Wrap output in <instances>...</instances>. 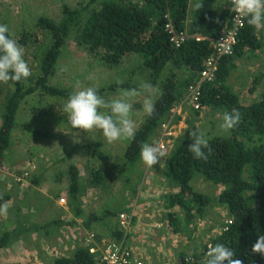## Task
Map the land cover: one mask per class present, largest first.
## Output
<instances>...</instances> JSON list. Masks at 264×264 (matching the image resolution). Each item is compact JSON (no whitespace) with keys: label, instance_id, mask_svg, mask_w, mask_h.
Returning a JSON list of instances; mask_svg holds the SVG:
<instances>
[{"label":"trees","instance_id":"obj_1","mask_svg":"<svg viewBox=\"0 0 264 264\" xmlns=\"http://www.w3.org/2000/svg\"><path fill=\"white\" fill-rule=\"evenodd\" d=\"M190 1L81 0L76 6L63 7V17L59 22L44 15L38 17L36 26L42 29L44 38L39 43L37 38L33 41L38 63L36 71L26 84L8 81L15 89L6 100L1 115L0 161L12 144V133L18 126L16 116L27 96L37 92L67 100L73 94L67 88L50 84V81L57 74L73 30L77 29L79 44L110 69L118 68L129 56L141 57L143 61L137 68L149 71L152 84L162 92L153 116L146 117L134 139L126 140L125 164L134 165L140 159L142 145L148 143L170 110L184 100L190 87L200 82L208 58L215 53L216 40L233 25L229 0H199L203 6L194 10L193 15L189 12ZM166 16L179 31L189 36L180 47L170 42L165 31ZM197 37L202 39L196 40ZM262 46L259 31L245 21L235 54L222 58L213 82L202 83L203 107L219 109L224 113L233 110L240 113L241 119L231 129V134L208 139V148L204 150L207 160H198L193 156L188 147L191 137L178 141L167 158V176L174 190L163 194L160 203L168 210L164 219L169 221L175 233L196 241L195 230L191 226L197 218H203L214 206L225 208L227 212L226 224L221 232L201 245L195 243L193 247L184 248L178 264H206L207 251L218 243L229 247L235 254L234 258L242 264H264V254L252 251L258 237L264 236V92L252 102L243 103L227 83L235 68V57L253 54ZM263 78L264 73L254 79L251 93L257 90ZM121 88L136 86L129 82H114L106 90ZM104 90L100 89L99 94ZM198 110L195 109L196 112ZM87 147L90 148L89 183L97 186L105 178L110 152L104 149L102 141L90 143ZM80 171L75 164L67 170L71 197L68 205L76 207L77 216L83 214ZM197 175L222 188L216 199L192 188L191 179ZM33 182L40 184L37 179ZM10 199V194H0V204H8ZM109 214L110 210L101 216L90 214L86 220L87 227L95 221L105 220ZM51 223H58V220ZM112 225V235L116 242H120L124 239V230L119 222L115 221ZM99 234H95L97 240L101 239ZM11 238L12 232L4 229L0 236V249L7 246ZM53 264L103 263L89 251V246H79L72 255L58 257Z\"/></svg>","mask_w":264,"mask_h":264},{"label":"rangeland","instance_id":"obj_2","mask_svg":"<svg viewBox=\"0 0 264 264\" xmlns=\"http://www.w3.org/2000/svg\"><path fill=\"white\" fill-rule=\"evenodd\" d=\"M80 1L0 0V23L7 24L14 38L24 47L25 59L33 74L38 66L33 41L37 38L39 43L44 38L42 29L36 26V20L44 15L59 22L63 17V7L76 6ZM191 1L189 12L193 15L198 0ZM259 34L263 40L262 48L253 54L235 57V68L227 82L243 103L252 102L264 92V78L258 83L257 90L250 92L254 79L264 73V31H259ZM142 61L139 56H129L118 68L110 69L100 64L79 44L78 31L75 29L50 84L67 88L72 93L96 86L99 90L105 89L101 93L105 99L118 95L119 90H106L114 82L135 85L141 93L134 98L133 105V118L138 130L146 119L141 111L143 99L150 92L155 94L157 90V86L152 84L150 72L137 68ZM14 89L10 83L0 82V124L5 102ZM65 101L36 92L27 96L18 110V126L13 130L12 144L0 161V194H9L8 188L11 190L13 186L17 187L10 194L7 214L0 216V221L3 219L0 222V236L4 229L12 232L8 245L0 249V264H53L58 257L72 255L77 247L87 246L85 237L91 232L101 234V239L97 240L98 245H108L116 242L112 235V223L115 221L124 230L126 244L141 253L144 264H178L184 248L193 247L195 243L201 245L221 232L227 219L225 208L214 206L203 218L195 220L191 226L195 230L196 241H193L173 231L169 221L164 219L168 210L160 203V199L163 194L174 190L167 176L166 162L178 141L190 137V132L195 129L205 132L208 139L231 134V130L221 128L222 110L205 106L206 110L202 107L196 112L194 106L192 111L189 102H179L169 112L172 116L167 114L164 119H173L170 128L165 130L160 125L148 141L164 153L162 163L149 168L141 159L131 166L125 164L126 140L108 143L99 130L86 132L72 129L66 115L61 112ZM96 141H102L104 149L109 150L110 161L103 182L93 186L89 183L90 148L87 145ZM161 145L165 146L164 149ZM72 164L80 168L82 175L81 216L76 215V207L68 205L71 197L67 170ZM26 172L29 174L21 177ZM19 177L22 179L17 181ZM34 179L40 184L34 183ZM190 184L194 190L213 199L217 198L222 189L200 175L193 177ZM32 186L39 187L40 191L27 194L29 188H34ZM12 196L16 199L13 200ZM33 203L38 204L40 214L31 208ZM14 204L18 208L12 206ZM108 210L110 214L105 220L95 221L87 227L86 220L90 214L101 216ZM29 214L34 220L30 222L33 226L28 224ZM121 214L129 222L127 226L122 225ZM6 220L11 221L8 223ZM55 220L58 223H51ZM26 223V231L16 233L15 228H25Z\"/></svg>","mask_w":264,"mask_h":264},{"label":"clouds","instance_id":"obj_3","mask_svg":"<svg viewBox=\"0 0 264 264\" xmlns=\"http://www.w3.org/2000/svg\"><path fill=\"white\" fill-rule=\"evenodd\" d=\"M202 6V3L198 2L194 8L199 10ZM231 11L244 19L254 30L264 31V0H231ZM228 51L226 49L225 54ZM32 75V69L25 59L24 47L14 38L9 26L0 23V82L11 80L26 84ZM140 94V90L136 88H121L115 98L105 99L99 94L98 87H86L74 91L63 103L61 112L66 115L67 123L72 129H82L86 132L99 130L108 143L130 141L134 139L138 127L133 118L134 98ZM159 95H162V92L156 90L155 94L150 92L143 99L141 111L146 117L153 116ZM240 119V113L236 110L225 112L221 128L225 131L231 130ZM189 135L192 142L188 147L193 156L198 160H207L208 156L204 151L208 148L206 133L195 129ZM162 157L164 153L157 146L151 143L142 145L140 159L147 167L153 168V165L162 163ZM8 207L7 203L0 204V215H6ZM252 251L264 254V236L258 237ZM206 255V264H242L234 258V252L223 243L210 247Z\"/></svg>","mask_w":264,"mask_h":264},{"label":"built area","instance_id":"obj_4","mask_svg":"<svg viewBox=\"0 0 264 264\" xmlns=\"http://www.w3.org/2000/svg\"><path fill=\"white\" fill-rule=\"evenodd\" d=\"M231 2V0H229ZM167 22L165 24V31L167 32L170 42L176 47L183 45L189 37L187 33L179 31L173 24L169 16H166ZM233 25L231 28L221 33L215 43V53L208 58L206 65L201 73V80L198 84H194L190 87L188 96L190 102L195 109H201V94H202V83L213 82L216 79L218 66L222 58L230 57L235 54L236 47L239 41V35L245 26V20L237 17L233 13ZM202 37H197L196 40H201ZM229 50L225 54V50ZM171 120L162 122L161 126L165 130L170 128ZM168 135L170 133H167ZM164 145L161 148L164 149ZM29 173L21 175V177L27 176ZM18 177V176H17ZM22 178H17L21 180ZM64 201V199L62 200ZM121 223L127 226L129 222L126 221L125 215L121 214ZM89 251L95 254L103 264H144L140 253L135 251L130 245L126 244L125 239L120 242H111L103 246L98 245L95 233L91 232L85 237Z\"/></svg>","mask_w":264,"mask_h":264},{"label":"crops","instance_id":"obj_5","mask_svg":"<svg viewBox=\"0 0 264 264\" xmlns=\"http://www.w3.org/2000/svg\"><path fill=\"white\" fill-rule=\"evenodd\" d=\"M198 1H199V0H198ZM191 2H192V1H191ZM192 3H193V2H192ZM182 101H183V100H182ZM180 102H181V101H180ZM184 102H185L186 104H188V102H189V103L191 104L192 111H193V105H192V103L190 102V99H189L188 93L186 94V96H185V98H184ZM177 104H178V103H177ZM177 104H176V105H177ZM176 105H175V106H176ZM180 106H181V105H180ZM181 108H182V107H181ZM208 108H211V107H208ZM172 109H173V108H172ZM172 109H171V110H172ZM204 109L206 110V107H204ZM171 110H170V111H171ZM216 110H217V109H216ZM180 112H181V110H180ZM168 115H169V113H168ZM169 116H172V115L170 114ZM173 116H174V117L176 116L175 112H174V115H173ZM172 120H173V119H171V122H172ZM164 121H169V119H166V120H164ZM32 187H34V188H31V189L29 188V189L27 190V194H28V193L37 194V192L40 191V190H39V187H35V186H32ZM7 188H8V187H7ZM16 188H17L16 186H13V188H12L11 190H10V188H8V189H9V194H12L11 192H14V191L16 190ZM43 192H44V191H43ZM39 195H40V194H39ZM13 198L16 199L14 196H12V199H13ZM14 199H13V200H14ZM13 200H12V201H13ZM37 203H39V202H37ZM37 203H33V204H32V207H31V208H32L33 210H35V211H38V208H37V205H38V204H37ZM10 205H11V204H10ZM12 206L17 207L15 204L12 205ZM17 208H18V207H17ZM32 213H33V212H32ZM38 214H40L39 211H38ZM27 218H28V224H30L31 220L34 221L33 218L30 216V214L28 215ZM2 220H3V219H2ZM2 220H1V221H2ZM1 221H0V222H1ZM6 221H7V220H6ZM10 221H11V220H10ZM10 221H7V222L9 223ZM12 222H16V221L13 220ZM5 225H7V223H5ZM30 225L33 226V224H30ZM41 227H42V226H41ZM41 227H39V228H41ZM35 228H37V226H35ZM15 229H16V233H18V232H19V233H23V232L26 231L27 227H25V228H15ZM42 229H43V228H42ZM35 230H36V229H35ZM140 255H141V253H140ZM141 256H142V255H141Z\"/></svg>","mask_w":264,"mask_h":264}]
</instances>
